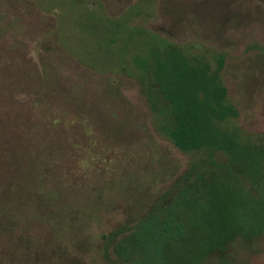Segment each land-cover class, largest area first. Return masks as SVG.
I'll use <instances>...</instances> for the list:
<instances>
[{
  "label": "rangeland",
  "instance_id": "obj_1",
  "mask_svg": "<svg viewBox=\"0 0 264 264\" xmlns=\"http://www.w3.org/2000/svg\"><path fill=\"white\" fill-rule=\"evenodd\" d=\"M0 0V264H105L102 236L134 223L194 161L158 130L130 63L143 39L205 56L264 137V0ZM115 27L110 50L82 15ZM104 35V34H103ZM122 61V64L120 61ZM234 249L235 264H264Z\"/></svg>",
  "mask_w": 264,
  "mask_h": 264
},
{
  "label": "trees",
  "instance_id": "obj_2",
  "mask_svg": "<svg viewBox=\"0 0 264 264\" xmlns=\"http://www.w3.org/2000/svg\"><path fill=\"white\" fill-rule=\"evenodd\" d=\"M100 46L115 43L110 25L82 15ZM104 34V35H103ZM115 37V36H114ZM130 63L158 130L181 153L196 158L134 223L102 236L105 264H235L234 249L259 252L264 239V137L242 136L231 123L237 109L203 55L143 39ZM264 51V49H262ZM122 61L120 63L122 64ZM123 66V64H122Z\"/></svg>",
  "mask_w": 264,
  "mask_h": 264
},
{
  "label": "crops",
  "instance_id": "obj_3",
  "mask_svg": "<svg viewBox=\"0 0 264 264\" xmlns=\"http://www.w3.org/2000/svg\"><path fill=\"white\" fill-rule=\"evenodd\" d=\"M57 1L60 2V6H61V5H62V6H65V2H66L67 0H49V2H48L47 4H45V6H46L47 8H44V9H46L47 11H48V10H52V9L56 10V6H57V4H58Z\"/></svg>",
  "mask_w": 264,
  "mask_h": 264
}]
</instances>
